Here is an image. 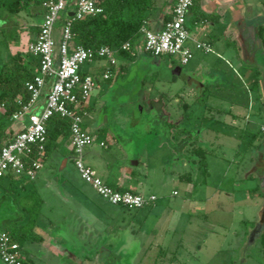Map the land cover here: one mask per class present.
Segmentation results:
<instances>
[{
  "label": "rangeland",
  "instance_id": "1",
  "mask_svg": "<svg viewBox=\"0 0 264 264\" xmlns=\"http://www.w3.org/2000/svg\"><path fill=\"white\" fill-rule=\"evenodd\" d=\"M250 1V15L256 16V25H264V17L257 16L260 15L257 12L263 10L264 0ZM31 9L32 6L13 16L16 19L13 21L2 17L0 66L8 53L21 52L29 58L26 48L33 35L29 28L35 23L32 18L35 12L31 13ZM193 15V12L187 15L188 19ZM60 26L58 21L54 33L56 40ZM186 26L192 37L210 43V53L194 51L193 58L186 65H181L175 56L155 58L141 56L142 52H138L128 60L115 55L113 76L98 81L84 102L87 110L83 118L93 142L83 149V164L101 179L108 178V184L123 175L131 176L140 183L138 191L141 195H154L157 199L153 207L138 211L117 209L122 213L110 219L109 223L112 227L119 224L123 230H117L115 234L109 231L106 238L113 252L103 255L104 260L90 264H264L261 236L255 243L250 241L256 227V233L264 235V223L260 226L264 187L259 192L243 189L249 187L251 180L242 172L251 166L250 157L253 166L260 157L264 159V132L259 130V126L264 127V102H260L264 100V69L258 77V86H254L253 66L259 59L257 47L253 46L254 36L250 29L243 31L247 50L244 52L243 47L241 50L227 45L226 36L218 27L199 32V25L194 27L189 20ZM104 62L95 60L83 65L82 69L96 72ZM121 65L126 69L119 75L116 70ZM176 70H179L178 75L174 73ZM194 83L204 85L206 105L212 106L213 111L209 112L205 106L195 103L202 87L196 88ZM217 95L227 99L219 101ZM250 98L255 105L248 112L251 122L244 133ZM185 104H189L186 115L189 120L184 127L189 130L188 144L185 150L178 152L181 139L170 137L168 125L173 130L171 136H185L181 130L185 124H180ZM215 110L220 111L218 116ZM236 110L240 112L233 125L237 132H233L229 125ZM9 130L7 138L14 132L11 127ZM249 137L252 145L245 140ZM242 138L243 144L238 149L237 144ZM6 140L4 137L1 145ZM100 142L106 146L101 147ZM197 147L211 150L206 155V174L192 156ZM71 154L68 146L60 143L50 151L43 170L53 173L57 180L64 177L85 189L88 196L104 208L116 209L117 205L102 201L80 178ZM64 159L66 165L61 169ZM234 167L239 169L237 179L233 176ZM255 172L256 169L252 172L253 180L257 178L258 182ZM181 175H189L191 182L179 179ZM56 189L58 191V187ZM209 194H212V199H209ZM1 197L4 199L0 203V220L6 216L15 218V206L22 204L21 199L13 203L10 198L14 196L6 198L7 194H4ZM196 204L200 211L196 210ZM221 206L229 209L221 210ZM151 208L154 210L148 212ZM137 212L139 215L135 217ZM101 223L104 222H97ZM247 231L248 236L238 241L241 238L238 236ZM114 248L122 250L116 254ZM160 248L162 251L159 253ZM68 253L62 262L60 258L53 263H81L75 262ZM245 255L249 256L243 262ZM34 263H39V260Z\"/></svg>",
  "mask_w": 264,
  "mask_h": 264
},
{
  "label": "built area",
  "instance_id": "2",
  "mask_svg": "<svg viewBox=\"0 0 264 264\" xmlns=\"http://www.w3.org/2000/svg\"><path fill=\"white\" fill-rule=\"evenodd\" d=\"M43 0L44 10L38 32L27 45V52L38 61L31 81L25 83L29 100L11 116L18 128L0 147V178L12 174H25L33 179L42 167L44 146L47 141L46 122L57 115L68 118L71 150L75 156L74 166L80 178L88 183L100 198L112 205L127 210H138L151 206L157 199L154 195L144 196L131 191H117L97 176L94 170L82 162L83 149L92 144L91 134L82 128L83 114L77 113L79 106L86 101L98 81L113 76L117 50L107 46L85 48L74 44L71 21L102 12L104 0ZM193 0H175L170 19L164 22L160 31L154 32L146 27L140 28L141 50L143 53L161 57H177L181 65L193 58L194 51L211 52L208 42L192 37L186 28L187 15ZM63 13V15H61ZM71 14V15H70ZM62 21L59 37L54 33L56 24ZM128 42L121 46L129 51ZM95 60H104L106 66L99 76L82 72V66ZM42 101L40 112H34ZM263 129V128H261ZM101 147L105 143L100 142ZM19 245L11 237L0 232V262L2 264H22Z\"/></svg>",
  "mask_w": 264,
  "mask_h": 264
},
{
  "label": "crops",
  "instance_id": "3",
  "mask_svg": "<svg viewBox=\"0 0 264 264\" xmlns=\"http://www.w3.org/2000/svg\"><path fill=\"white\" fill-rule=\"evenodd\" d=\"M73 2L74 0L71 1V4ZM174 2L175 0H154L153 9L147 12V19L145 21L146 27L154 32L160 31L163 27L165 16L171 15ZM250 4H251L250 0H197L196 7H198L201 12L216 17L217 20L214 23L211 22L202 23L199 21L194 24V27L196 24L197 26L199 25V28L197 27L199 32L201 31L206 32L210 30L212 27L213 29H215L216 27L220 28L223 34L226 36V40H227L226 44L229 46H233L235 49L237 48L241 49V47L243 48L246 47L242 35L245 29H250L254 36L253 46L256 45L257 54L259 55V59L255 60L254 63L255 65L253 66V70L254 72L257 71L259 73L258 75L259 77L262 75L264 69V47H262L260 40L258 39L257 36V27L260 24L256 25V21H255L257 19L255 18L256 16L253 17L250 15L251 12V10L249 11V9L251 8ZM31 6H32L31 13L35 12L32 16L33 20L35 21L33 25L39 26L42 19L41 15L43 13V9L39 6H34V5ZM262 6H263V10L257 12L260 13V15H257L260 18L264 17V1L262 2ZM6 17L8 16L7 15L3 16V18ZM8 18H10L11 21L15 19L13 16ZM1 22H2V18L0 17V28L4 26V24H1ZM24 26L27 27V25ZM1 32L2 31L0 30V33ZM32 32L33 35L29 40V42L33 41L36 36V31L35 32L32 31ZM247 48L249 49V47ZM243 51L247 52L246 48ZM135 52L136 53L142 52L141 44L136 46ZM142 55H147V54L142 52L141 56ZM4 60L5 59H3V62ZM259 63L261 64V66H259ZM105 66H106V62H104V64H102L99 70L96 72L83 70V69L82 72L99 76V73L104 70ZM253 75L254 73L252 74V76ZM197 96L198 97L201 96L202 99L204 98V95H197ZM198 97H196L195 100ZM216 97L219 99V101H223L227 99L219 95H217ZM228 100H230L231 102V98H229ZM251 100L252 99L250 98L248 101L247 112L245 114L247 126L244 127V133L247 132V128L248 126H250L249 124L251 122L250 121L251 116L250 113L248 112L250 111V109L252 110L253 106L255 105L254 104L255 101L252 102ZM232 101L234 102V100ZM260 102H264V100L261 99ZM188 106L189 104L188 105L185 104L183 106L185 112L180 118L181 120L180 124H185L181 129L185 133V136L183 137L181 135L179 137L171 136L173 130L170 129L171 127L169 128L170 137L178 138L177 139L178 141L181 139L182 145L181 146L178 145L179 146L178 152L179 151L182 152V150H185L188 144L189 130L184 129L186 123L189 120L188 116H186L189 113ZM41 108H42V101L39 102V106L36 109H34V112L36 113L40 112ZM231 108L233 110V105ZM83 109H86L85 105ZM237 111L238 110L234 111V114L231 115L232 120L230 121V125H229L231 127L229 128L232 129L233 132H237L236 127L235 130L233 129V125H235L236 123L235 119L239 117L238 113L240 111L238 112ZM82 116L84 117V115ZM82 120H83L82 128L89 133L84 118H82ZM215 121L218 120L215 119ZM211 124L212 122L209 123V125ZM11 128L13 129L12 131H15L18 128V126L12 123ZM259 130L261 132H264V127L262 125L259 126ZM209 131L211 132V130ZM243 140L244 138L240 139V141L238 140L239 141L237 144L238 149L241 148L243 144L242 143ZM245 140H247L250 143V145L253 144L251 137H249L248 139L246 138ZM60 143L66 144L68 146L69 152H71L72 153L71 155H73L72 160L74 163V154L71 150L69 134L65 138L60 137L57 140V146L55 148H57ZM47 157L48 155L44 156V158L42 159V167L39 171H37L33 179H29V177L26 176L25 174H21L18 176L9 174L0 179V197L3 195V193L7 192L8 190H13L12 194H15L13 196L15 199H17V194L18 197H20L21 195L25 194L29 189H34V191L38 194L39 198L41 199V208H40L39 216L36 221V225L34 227V233L39 237V241H34L32 239L26 240L23 247L20 249L22 259L29 262V264H55L53 263V261L59 260L61 258V262H62V259L69 252L68 255H70V257L75 262L81 261L80 264H84V263L90 264L93 261H96L97 263V260L99 261L104 260L105 258H103L104 257L103 255H107L113 252V250H111L113 249L111 248L112 245L108 244V241H106L108 232L110 231L112 232V234H115V231L123 230L122 226H120L119 224L117 225V227H112L109 221L113 217L120 215V213L123 212L122 210L124 208L115 206L116 209H110V210L106 209L102 206L101 203L92 199L93 197L92 198L89 197L85 189L80 188L77 185L73 184L67 178L60 177V179L57 180L56 176L53 173H49L47 172V170H43L44 161ZM249 159H250L249 164H251V166L249 165L250 167L243 170L242 172L244 177L251 180L250 181L251 183L249 187L247 188L245 187L243 189L252 192L253 191L259 192V189L264 187V159L263 157H260L258 162H256L255 166H253V162H252L253 159L251 157ZM65 165H66V159L63 160L61 169H63ZM134 165L137 164L135 163ZM254 169H256L255 173L259 179L258 182L256 181L257 178L256 180H253L254 177L252 172ZM238 170L239 169L237 167H234L233 176L235 179L238 178ZM103 180L106 183H108V178H105ZM112 185L123 188L127 191H131L133 193L140 194L138 191L140 183L128 175H123L122 177H119V179H116L115 182L112 183ZM56 187H58V191ZM211 195L210 194L208 195L209 199H212ZM21 203L23 204V201ZM22 204L20 206L18 205L17 207L15 206V214H16L15 218L6 216L0 220V231H2L3 228L11 224L13 221L16 220L22 221L24 219V217L22 219V215L25 214V211L23 209ZM149 207H153V206L151 205ZM224 207L225 206H221L220 207L221 210L228 208V207L225 208ZM195 208L196 210L200 211L199 209L200 207L198 204H196ZM117 209L121 210L122 212L118 211ZM153 210H154L153 208H151L150 210L148 209V212ZM216 210H218V207L216 208ZM138 215L139 214L137 212L135 217H138ZM144 217L145 216H143V218ZM260 217H261L260 219V226H261V224L263 225L264 223V207L261 210ZM102 221L104 222L103 224L101 223L102 225L97 224V222L100 223ZM246 221L248 223L251 222L249 220ZM252 228L253 225L251 226L249 231H251ZM256 229L258 228L256 227ZM256 229L255 232H252L253 234L250 238V241L252 243H255V241L259 239L260 236L261 237L264 236L262 233L261 234H258V232L256 233ZM240 236L241 238L238 241H241L242 238L247 237L248 231L242 233L238 237ZM71 242H73L72 245H70ZM104 242L106 244H104ZM74 244H76L77 246ZM73 245L74 247L72 248ZM108 246L110 248H108ZM114 249H115L114 253L116 254L120 253V251L122 250L117 248ZM248 256L245 255V259L243 262L247 261ZM38 260L39 263H34V261L38 262Z\"/></svg>",
  "mask_w": 264,
  "mask_h": 264
},
{
  "label": "trees",
  "instance_id": "4",
  "mask_svg": "<svg viewBox=\"0 0 264 264\" xmlns=\"http://www.w3.org/2000/svg\"><path fill=\"white\" fill-rule=\"evenodd\" d=\"M196 1L197 0H193V4L188 11V15L192 12L194 15L189 19L187 16V21L189 20V23L193 26L199 21L202 23L216 22V17L205 14L196 7ZM42 2L43 0H0V17L2 18L4 15L8 17L16 16L22 11H27L31 5L42 8ZM101 6V13L71 21L70 27L74 44L93 49L107 46L117 50V57L132 60L135 57L136 46L141 44L140 28L147 19V12L154 7V0H104ZM169 19L170 16H165L164 22ZM60 22L62 25V21ZM186 28L190 31L187 26ZM30 29L34 32L36 31L37 34L38 26H34ZM0 30L2 31V27ZM257 36L262 47H264V25H258ZM125 42H128L131 46L129 51L121 50V46ZM5 44H7V42ZM27 54L29 58L23 56L21 52H15L13 54L8 53L3 64L0 66V147L2 146L1 143L4 137L8 140L6 135L13 123L11 116L20 110L21 106L17 103V98H20L22 105L26 104L29 100V94L26 91L25 83L32 80L38 66V61L30 53L27 52ZM125 69L126 66L121 65L117 68L116 73L121 75ZM258 75L259 73L255 71L252 76V83L254 86H258ZM206 91L205 87L202 86L200 95H203ZM195 103L199 106H205L206 110H209V112L213 111L210 106L206 105V97L202 99L201 96H199L195 100ZM83 108L84 105L79 106L77 113L82 115L85 112ZM218 112L219 110H215V113ZM69 124L70 121L68 118H62L57 115L48 119L45 125L47 141L44 146V156L49 155L50 151L57 146V140L60 137H66L69 134ZM209 152H211V150L202 147H197L192 152V156L197 160L200 167H202L203 174L207 173L206 155L209 154ZM179 179H184L188 182L191 181L189 175H181ZM108 185L117 191L125 190L112 184ZM12 192L13 190H8L3 193L2 196L7 194L6 198H8L9 195H15L12 194ZM2 199L4 198L0 197V203ZM20 199L23 201L25 214L22 215V219L23 217L24 219L22 221H13L0 232L7 233L21 249L28 239L39 241V237L34 233V227L39 216L41 199L34 189H29L20 197H18L17 194V200ZM10 200L15 203L14 200L16 199L12 197ZM260 242L264 249V236L260 238ZM161 251L160 248L159 253ZM26 262L27 261L24 259L22 260V264H27Z\"/></svg>",
  "mask_w": 264,
  "mask_h": 264
},
{
  "label": "flooded vegetation",
  "instance_id": "5",
  "mask_svg": "<svg viewBox=\"0 0 264 264\" xmlns=\"http://www.w3.org/2000/svg\"><path fill=\"white\" fill-rule=\"evenodd\" d=\"M194 85H195V87L197 88H200V87H202V85L201 84H199V83H194ZM152 104V103H151ZM155 105V104H154ZM168 127L170 128L171 127V125H168Z\"/></svg>",
  "mask_w": 264,
  "mask_h": 264
},
{
  "label": "water",
  "instance_id": "6",
  "mask_svg": "<svg viewBox=\"0 0 264 264\" xmlns=\"http://www.w3.org/2000/svg\"><path fill=\"white\" fill-rule=\"evenodd\" d=\"M70 15H71V14H70ZM174 73L178 75V74H179V70H176Z\"/></svg>",
  "mask_w": 264,
  "mask_h": 264
}]
</instances>
